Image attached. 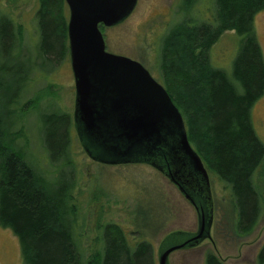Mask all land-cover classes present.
I'll use <instances>...</instances> for the list:
<instances>
[{
    "label": "rangeland",
    "instance_id": "374dc122",
    "mask_svg": "<svg viewBox=\"0 0 264 264\" xmlns=\"http://www.w3.org/2000/svg\"><path fill=\"white\" fill-rule=\"evenodd\" d=\"M38 6L39 0H0V19L10 21L4 29L7 35H11L2 38L0 34V66L9 68L1 72L5 85L1 87L0 95L5 100L12 99L18 89L15 98L20 111V115L8 117V120L18 121L10 128L9 138L15 135L13 146L44 176L47 185L52 186L60 176H67L74 182L72 230L83 264L102 249V228L108 224L121 226L131 247L140 240L149 242L152 264H158L162 250L182 243L198 230L197 210L155 166L142 161L106 163L87 153L74 121L75 86L68 38L67 50L63 53H41L35 18ZM63 10L68 21L67 4ZM215 13L216 0H137L126 19L115 26H101L100 30L107 51L139 61L155 80L173 91L183 88L193 74L188 69L178 70L176 66L172 72L167 70L170 51L162 52L165 36L184 22H208ZM253 26L264 59V9L255 13ZM3 44L8 48L6 58L3 57ZM239 44L240 38L234 30L222 32L208 51L209 63L231 77L232 61ZM195 85L192 82L187 86L193 94L190 106L196 112L194 121L200 123L204 115L197 102L202 100L204 93H196L192 87ZM59 113L67 114L70 120L68 165H63L62 160L50 159L44 141L45 134L50 131L58 145L63 143L66 117L54 120L49 116ZM250 118L257 136L264 143V92L252 106ZM108 153L99 149L97 155L109 158ZM205 168L213 207L210 238H205L197 246L172 251L168 264H203L208 251L226 264H258L256 256L264 243V162L253 174V185L261 196V210L248 234L237 232L238 219L234 208L237 206L235 200L233 204L231 202L230 187L208 166ZM246 213L249 215L247 210ZM0 264H24L17 237L10 229L1 226Z\"/></svg>",
    "mask_w": 264,
    "mask_h": 264
},
{
    "label": "trees",
    "instance_id": "16d2710c",
    "mask_svg": "<svg viewBox=\"0 0 264 264\" xmlns=\"http://www.w3.org/2000/svg\"><path fill=\"white\" fill-rule=\"evenodd\" d=\"M65 4V0H39L35 18L43 54L67 50ZM261 9H264V0H216L212 20L184 22L173 27L162 46V52L170 51L167 70L172 72L176 66L178 70L188 69L193 74L183 88L165 89L181 110L188 141L204 166L230 187L231 202L233 204L235 200L237 206H233L238 219L237 232L242 234L252 231L261 210V196L253 185V174L264 162V143L257 136L250 118L252 106L264 92V59L253 26L254 15ZM9 23L1 18L0 29ZM11 27L16 29L14 25ZM5 30L0 31L2 38L10 37ZM226 30H234L240 38L231 77L208 60L210 47ZM7 49L3 44L4 58ZM5 69L9 70L0 66V89L5 85L1 78ZM191 81L196 83L192 86L196 93H204L202 100L197 99L204 115L200 123L194 121L196 112L190 106L193 94L187 85H191ZM17 91L12 99L5 100L0 95V226L10 229L17 237L24 264H83L72 230L74 182L67 176H60L52 186L47 185L44 176L13 146L15 135L9 138L10 128L18 121L13 122L8 117L20 115L15 98ZM5 110L7 115L4 117ZM49 116L54 120L67 119L61 145L52 139L50 131L45 134L44 141L50 159L62 160L63 165H68L69 116L65 113ZM102 239V249L86 264H152L151 244L140 240L131 247L121 226L105 225ZM256 262L264 264V243ZM203 264L226 263L208 251Z\"/></svg>",
    "mask_w": 264,
    "mask_h": 264
},
{
    "label": "water",
    "instance_id": "95a60500",
    "mask_svg": "<svg viewBox=\"0 0 264 264\" xmlns=\"http://www.w3.org/2000/svg\"><path fill=\"white\" fill-rule=\"evenodd\" d=\"M65 2L75 86L74 121L87 153L106 163L142 161L155 166L197 210L198 230L160 252L158 264H168L172 251L210 238L213 207L210 213L200 211L181 181L199 178L211 196L207 170L189 143L184 118L165 87L139 61L105 48L100 26L122 22L137 0ZM99 149L109 151V158L99 157ZM164 163L169 167L163 168Z\"/></svg>",
    "mask_w": 264,
    "mask_h": 264
},
{
    "label": "flooded vegetation",
    "instance_id": "af4514ba",
    "mask_svg": "<svg viewBox=\"0 0 264 264\" xmlns=\"http://www.w3.org/2000/svg\"><path fill=\"white\" fill-rule=\"evenodd\" d=\"M161 166L163 168L169 167V165L166 163L162 164ZM181 181L185 191L187 194H190V197L195 202L196 207L199 208L200 211L207 210V212L210 213V210L212 209L211 196H209L207 191L203 189L200 179L198 178L195 180V182H192L191 180L189 181L186 178H182Z\"/></svg>",
    "mask_w": 264,
    "mask_h": 264
}]
</instances>
